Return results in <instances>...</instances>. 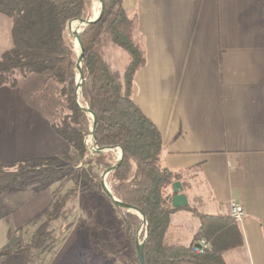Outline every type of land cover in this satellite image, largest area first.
<instances>
[{
  "label": "crops",
  "instance_id": "obj_1",
  "mask_svg": "<svg viewBox=\"0 0 264 264\" xmlns=\"http://www.w3.org/2000/svg\"><path fill=\"white\" fill-rule=\"evenodd\" d=\"M122 6L145 56L133 101L160 132L167 152L162 167L188 171L182 193L199 212L228 214L231 202L240 205L244 247L226 253V264H264V0H123ZM11 29V19L0 14V55L13 47ZM23 83L0 87V163L69 154L43 108L22 99ZM52 203L51 191L42 188L0 214V253L9 252L0 264H21L15 248L29 242ZM189 215L172 216L180 242L198 227ZM71 229L47 253L46 264H85L72 250ZM102 229L98 235L112 247L94 248L92 264H118L108 259L119 253L113 223ZM123 248L127 262V241Z\"/></svg>",
  "mask_w": 264,
  "mask_h": 264
},
{
  "label": "trees",
  "instance_id": "obj_2",
  "mask_svg": "<svg viewBox=\"0 0 264 264\" xmlns=\"http://www.w3.org/2000/svg\"><path fill=\"white\" fill-rule=\"evenodd\" d=\"M122 1L102 0L98 20L79 31L78 90L77 56L72 40L66 39V30L71 21L90 19L92 0H0V14L12 21L13 42V47L0 55V87L15 89L35 78L54 84L62 108L54 112L51 127L72 151L59 158L0 163V195L28 184L44 187L61 179L72 169L69 163L63 165L64 161L74 157L102 173L118 163L108 173L111 193L144 216L142 221L136 214L114 209L125 223V237L136 264V248L141 242L144 264H226V253L244 247L238 222L229 214L210 215L190 205L174 208L171 204V185L183 182L188 171L170 172L162 167L167 152L160 132L133 101L134 77L144 67L145 56L134 41V20ZM112 49L127 58L122 71L111 64ZM91 114L96 123L94 133ZM88 136L95 151L86 144ZM109 148L121 150L119 162L106 151ZM84 178L93 181L88 174ZM187 189L183 183V190ZM73 198L74 188L54 200L29 242L15 248L13 253L21 264H31L33 256L53 251L52 223L65 218L67 203ZM178 212H189L198 222L188 243L177 240L171 231L172 216ZM7 254L3 251L0 256Z\"/></svg>",
  "mask_w": 264,
  "mask_h": 264
},
{
  "label": "rangeland",
  "instance_id": "obj_3",
  "mask_svg": "<svg viewBox=\"0 0 264 264\" xmlns=\"http://www.w3.org/2000/svg\"><path fill=\"white\" fill-rule=\"evenodd\" d=\"M99 11V1L92 0L90 19L93 18L95 13L98 14ZM71 23L66 30V39L72 40L74 44V53L77 56L79 55V50L75 49V33L80 31L83 23L78 21L74 27ZM134 41L138 43L136 39H134ZM110 61L114 69L122 71L127 63V58L119 50L112 49ZM56 89L57 88L54 84L50 82L44 83L42 78H35L23 83V87L20 88V95L25 102L29 101L30 103L39 104L43 108V114L50 122H52L54 120V112L62 108V103L58 97ZM60 116L61 113L59 112L57 117ZM86 144L92 152L93 144L90 136L87 137ZM110 152H112L118 160L120 157V150L117 148ZM69 154H72V151ZM77 161L78 159L76 157L70 162L64 161L63 165L66 166V163H69L72 167L69 173L57 181L46 184L44 187L39 183H32L11 190L4 195H0V214L17 204L19 201L24 200L35 190L48 188L51 191L54 202L58 197L63 196L70 189L74 188V198L67 203L65 218L52 223L54 232L53 249L58 247L61 237L65 232H68V229L71 226L72 229L68 233V236L70 237V235H72L75 239V244L72 246V250L80 251L82 253L84 256L82 262L85 261V264H92L93 260L96 259L94 257L95 254L92 251L94 248L97 250L101 248L103 250H109V248L112 247L111 243H107L109 238L99 236L98 233L104 232L102 229L103 226L113 223L115 233L114 244L117 245L119 253L116 257L112 256L111 258L108 257V259L116 260L118 264H136L133 255H131L130 259H127V262H125L128 252V250L123 248L127 241L124 233L125 224L121 217H116L113 214L112 210L115 209V207L105 194V189L111 193L108 174L98 171V169L91 164H86L85 160ZM84 174H88L92 177V183H89V181L84 178ZM45 215L46 213L37 218V225H39L44 219ZM189 228L190 224L187 225V230H189ZM176 229V225L174 224V233ZM190 238L191 237L188 233L182 238V242L188 243L191 240ZM22 245H24L23 242L18 243V246ZM16 246L14 245V247ZM46 259L47 253L43 255L41 254L40 256L35 255L32 258L31 264H46Z\"/></svg>",
  "mask_w": 264,
  "mask_h": 264
},
{
  "label": "water",
  "instance_id": "obj_4",
  "mask_svg": "<svg viewBox=\"0 0 264 264\" xmlns=\"http://www.w3.org/2000/svg\"><path fill=\"white\" fill-rule=\"evenodd\" d=\"M99 3H100V11H99V14L96 18H92V19H89L87 21H79V22H82L83 26H86L90 23H93L95 22L96 20H98V18L100 17L101 13H102V10H103V3H102V0H98ZM70 23H68V26H70ZM67 26V27H68ZM78 34H79V31L75 33V40L77 41L78 43V46H79V55H77V71H78V76H77V88L79 90L80 88V79H81V74H80V62H81V59H82V47H81V44H80V41H79V37H78ZM78 92V91H77ZM77 95V93H76ZM91 117L93 118V126H92V133H94L95 131V126H96V123H95V118L94 116L91 114ZM119 149V148H118ZM113 150L112 148H109L107 149L106 151H111ZM120 150V149H119ZM96 152H100V150H96ZM121 150H120V157L118 158V162L121 160ZM118 165V163H117ZM115 165L114 167H112L111 169H109L108 171L104 172V174H108L111 170L115 169L116 166ZM171 188H172V193L174 194L172 199H171V204L174 208H183V207H186L188 205V202H187V198L186 196L182 193V187H181V184L180 182H174L172 185H171ZM105 194L106 196L110 199V201L112 202V204L115 206V207H118L119 209H123L129 213H133V214H136L142 221H144V216L142 213H140L139 211H137V209H135L134 207H131L129 205H126V204H122L119 200H117L109 191H107L105 189ZM136 255H137V258H138V261H139V264H144L143 263V258H142V242L139 243L137 245V248H136Z\"/></svg>",
  "mask_w": 264,
  "mask_h": 264
},
{
  "label": "built area",
  "instance_id": "obj_5",
  "mask_svg": "<svg viewBox=\"0 0 264 264\" xmlns=\"http://www.w3.org/2000/svg\"><path fill=\"white\" fill-rule=\"evenodd\" d=\"M92 150L95 151V147L94 146H93ZM228 214L233 219H235L236 221H239L244 216V210H243V208L240 205H238V204H236L234 202H231L229 204V207H228ZM200 245L204 246L205 245L204 241H200Z\"/></svg>",
  "mask_w": 264,
  "mask_h": 264
},
{
  "label": "bare ground",
  "instance_id": "obj_6",
  "mask_svg": "<svg viewBox=\"0 0 264 264\" xmlns=\"http://www.w3.org/2000/svg\"><path fill=\"white\" fill-rule=\"evenodd\" d=\"M98 14H99V12H98ZM98 14L97 13H95L94 14V16H93V18H96L97 16H98ZM72 23V26L74 27V25L76 24V23H78V21H71ZM76 22V23H75ZM75 49L76 50H79V46H78V43H77V41L75 42Z\"/></svg>",
  "mask_w": 264,
  "mask_h": 264
}]
</instances>
